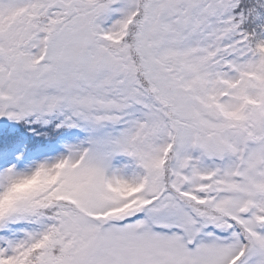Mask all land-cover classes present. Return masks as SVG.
Segmentation results:
<instances>
[{
  "label": "snow or ice",
  "instance_id": "6c2138e0",
  "mask_svg": "<svg viewBox=\"0 0 264 264\" xmlns=\"http://www.w3.org/2000/svg\"><path fill=\"white\" fill-rule=\"evenodd\" d=\"M0 264H264V0H0Z\"/></svg>",
  "mask_w": 264,
  "mask_h": 264
}]
</instances>
